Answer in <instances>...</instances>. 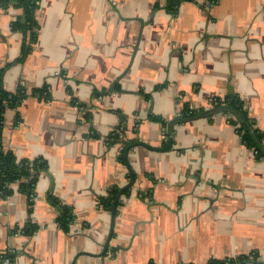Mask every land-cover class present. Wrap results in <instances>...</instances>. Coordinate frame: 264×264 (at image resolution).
Wrapping results in <instances>:
<instances>
[{
  "label": "crops",
  "instance_id": "0c3cea01",
  "mask_svg": "<svg viewBox=\"0 0 264 264\" xmlns=\"http://www.w3.org/2000/svg\"><path fill=\"white\" fill-rule=\"evenodd\" d=\"M166 4L38 1L32 51L3 86H47L48 98L6 110L1 141L47 168L32 206L17 185L0 195V264L8 254L9 264H207L253 253L264 264V161L210 104L236 97L264 134V0H181L175 14ZM20 15L0 10V62L20 54ZM185 105L212 114L178 122ZM118 129L133 144L132 182L121 144L108 145ZM113 188L123 192L111 228L100 200ZM50 197L72 209L68 232Z\"/></svg>",
  "mask_w": 264,
  "mask_h": 264
},
{
  "label": "trees",
  "instance_id": "16d2710c",
  "mask_svg": "<svg viewBox=\"0 0 264 264\" xmlns=\"http://www.w3.org/2000/svg\"><path fill=\"white\" fill-rule=\"evenodd\" d=\"M38 1L39 0H0V10H5L9 7L21 10L19 18L11 24V31L19 33L22 36L18 58L12 62H0V195L3 197L11 196L14 192L13 186L17 185V191L26 196L29 206L33 204L37 178L42 172L46 171L47 166L44 161L39 159L34 161L17 160L11 151L5 150L2 147L1 141L2 124L6 110L17 108L22 101L31 96L48 98V88L46 86L42 89H32L28 91L23 87H18L16 91L8 92L3 86V79L6 71L12 65L23 63L28 54L32 51L38 30V24L35 19ZM166 3V11L175 14L181 0H166ZM210 104L213 110L222 108L221 112L227 117L228 122L235 126L236 133L242 143L254 152L258 160L264 161V134L255 127L253 120L243 108L242 102L236 97L229 95L223 100L214 99ZM211 114L212 110L208 112L203 110H190L188 106L185 105L180 116L176 119L178 122H182L200 116H211ZM87 117L88 114H86V118ZM152 119L161 122L163 126L167 128V132H165L166 135H171V129L169 130L170 124H166L160 118ZM122 140L120 130H115L108 137V145L112 146L116 143L121 144L118 160L126 164L125 149L129 146V143H124ZM130 146H133V144ZM118 193V189H111L108 196L100 200L102 206L110 209ZM49 200L58 211L56 219L58 228L64 232H68L69 225L73 221L72 209L62 205L60 201L55 198L50 197ZM29 232L30 231H25L26 234H29ZM14 256V254H8L6 258H8L7 260L10 262L13 260ZM207 264H258V254L253 253L226 260H210Z\"/></svg>",
  "mask_w": 264,
  "mask_h": 264
},
{
  "label": "water",
  "instance_id": "95a60500",
  "mask_svg": "<svg viewBox=\"0 0 264 264\" xmlns=\"http://www.w3.org/2000/svg\"><path fill=\"white\" fill-rule=\"evenodd\" d=\"M222 108H218V109H214L213 111L214 112H221ZM172 142L171 138L168 140V144H170ZM138 145H142V144H138ZM133 147V146H128L126 149H125V158H126V155H127V152L128 150ZM166 148V147H165ZM168 148V147H167ZM126 165H127V168H128V171H129V174H130V178H131V182L133 181V173L131 171V168L129 166V163L126 161ZM123 191H119V193L117 194V196L115 197V200L113 202V205L112 207L110 208L111 209V219H110V222H111V228H113L114 226V219H115V211H116V208H117V205H118V200H119V197L121 196Z\"/></svg>",
  "mask_w": 264,
  "mask_h": 264
},
{
  "label": "built area",
  "instance_id": "2783aa9c",
  "mask_svg": "<svg viewBox=\"0 0 264 264\" xmlns=\"http://www.w3.org/2000/svg\"><path fill=\"white\" fill-rule=\"evenodd\" d=\"M226 117V116H225ZM226 120H227V117H226ZM228 121V120H227ZM5 264H9V261L8 260H6L5 261Z\"/></svg>",
  "mask_w": 264,
  "mask_h": 264
}]
</instances>
